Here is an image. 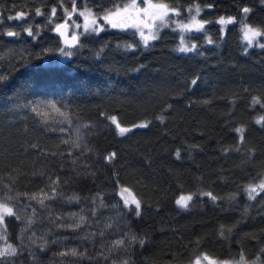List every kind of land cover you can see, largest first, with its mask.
I'll return each mask as SVG.
<instances>
[{
    "label": "trees",
    "instance_id": "1",
    "mask_svg": "<svg viewBox=\"0 0 264 264\" xmlns=\"http://www.w3.org/2000/svg\"><path fill=\"white\" fill-rule=\"evenodd\" d=\"M132 1L0 0V203L14 213L0 251L17 250L0 264H264V191H246L264 181V49L246 52L241 31L264 32V0H149L177 21L197 6L205 24L183 35L171 20L147 47L104 20ZM80 12L103 30L65 46L53 27ZM182 35L195 51L177 50Z\"/></svg>",
    "mask_w": 264,
    "mask_h": 264
},
{
    "label": "snow or ice",
    "instance_id": "2",
    "mask_svg": "<svg viewBox=\"0 0 264 264\" xmlns=\"http://www.w3.org/2000/svg\"><path fill=\"white\" fill-rule=\"evenodd\" d=\"M141 2H145V0H141ZM132 8L136 9V12H137V17H139L140 13H144L145 15H148L149 14V11L150 9H154V8H158L160 9L159 12H152L151 13V19L154 21L156 19H159L160 20V25H158L157 27H160V26H164V27H167L168 26V21L165 19V17H167L168 15V9H167V6L166 5H154V4H151V3H148V6L146 8H143V9H140L138 8L135 0H133V3L131 5ZM76 9L75 7L73 8V12H75ZM124 12H127L128 11V7L126 6L124 9H123ZM172 11H175V10H172ZM197 11V14L199 13L200 9L197 7L196 9ZM243 12L245 14L249 13L250 12V9L245 7L243 9ZM40 11L37 10V13L36 15H40ZM56 14V9L53 8L52 9V15L55 16ZM177 15L179 13H176ZM69 18H71V15L72 13H69ZM80 16H84L85 18V24H84V35H88V34H92V33H96L98 34L99 31L103 30L102 29V26H99L97 25L96 27H93V25H96V20L95 19H92L90 22H89V19L88 17L91 15L90 12H80L79 13ZM110 15H117L119 16L120 15V12L117 11L116 13H111L109 14ZM109 16H105L104 17V20L111 23L112 21L110 20ZM26 17V13H23V12H18L16 13L15 16H10L8 17L9 20H23L24 18ZM193 20H195V17H193ZM218 23H220L221 25H226L228 23H233V18L229 17L227 20H225L224 17H221L219 21H217ZM140 23H144L145 26L147 27L148 25L145 23V21L141 20ZM77 28H80L81 26L80 25H75ZM112 26L113 27H117V24L116 23H112ZM133 27H136L137 24L134 22ZM67 27V23L65 24H58L56 25V31L57 32H60V30L62 28H66ZM177 27L181 28L182 30L183 29H190L192 27V25H177ZM196 30L197 31H201L203 30V24H200L199 22H197L196 24ZM27 35L29 37H32L34 35L33 33V30L31 27L27 28L24 30ZM241 31L243 32V37L242 39L244 41H246V48H245V51L247 52V49L248 48H251L253 46V42L255 41L256 44L264 49V43H260V41L257 39L258 37H261V36H264V32H261L259 29H254L252 27H250L249 25L247 24H242L241 26ZM7 36L9 37H17L19 35V33L17 32H13V31H8L6 33ZM61 35H63V33L61 32ZM142 39H143V43H144V46L147 47L148 46V41L149 39H156L157 36L155 34H152L151 36H145L144 33L141 31L140 33ZM78 36L74 33L71 37V40L72 41H78ZM66 43H69L66 41ZM209 43H211V40H209ZM178 51L180 52H189V51H195L196 50V46L195 45H192L191 47H185L184 46V40H183V35L181 36V46L177 49ZM63 51V49H62ZM65 55H71V53L69 52H64ZM193 84L196 83L195 80L192 81ZM253 103H259V101L256 99V98H253ZM112 123L113 124H116V127L119 129V133L121 135H124L130 131H132V129L130 128H124V127H121L117 122H116V118L115 117H111L110 118ZM260 120H264V117H261ZM260 120H257L256 122L259 124L260 123ZM147 123H144V124H141V125H137L136 127H147ZM237 132H240L241 133V140H243V129H236ZM115 157V153H111L108 157H106L107 160H111ZM177 157H179V153L177 152ZM257 187L261 190V191H264V181H262L259 185L257 186H249L246 191L248 192V195H249V199H255V196L253 195V193H256L257 191ZM125 193H127V195H125ZM258 194V193H257ZM119 195L121 196L122 200H123V206L126 207V208H129L130 205H134V208H129L130 211H135L136 212V215L139 216L140 215V202L135 198V196H133L129 190L127 188H122L119 192ZM206 195H209L211 196V193H207ZM192 199V196L189 195V196H184V195H181L179 197V199L176 200V204L182 208H187L188 207V201H190ZM212 199L214 200L215 197H212ZM95 214V213H93ZM14 213H13V209L11 207H9L7 204L5 203H0V225L3 224L4 222V218L5 216H13ZM18 218V217H17ZM84 218L81 217V220H83ZM6 230V229H5ZM4 239H7L6 236L3 237ZM134 239V238H133ZM118 243H123L122 241H119ZM141 244L144 243V241H140ZM16 248L13 247L11 244H7V246L2 250L0 251V257H4L5 255H9V256H14L16 255ZM73 254H75V251L73 250ZM204 259H208V257H204ZM244 258L243 256L241 255L240 257V261L238 262V264H242ZM194 264H201V259L199 257H197L194 261ZM210 264H215L214 261H210Z\"/></svg>",
    "mask_w": 264,
    "mask_h": 264
},
{
    "label": "rangeland",
    "instance_id": "3",
    "mask_svg": "<svg viewBox=\"0 0 264 264\" xmlns=\"http://www.w3.org/2000/svg\"><path fill=\"white\" fill-rule=\"evenodd\" d=\"M135 2L137 4L138 8H140V9L146 8L148 6V3H151L149 0H145V2H143V3L141 2V0H135ZM132 3H133V1L131 3H128L127 5H124L122 7H119L117 9H115L114 11L110 12L109 14L115 13L117 11H121L122 14H123V16H122L121 19H119L116 22L115 21H112L111 23L107 22L109 24V26H112V23H116L117 24V27H123V28L128 27V28L134 29L138 33V35L140 37H141V35H140L141 31L144 33L145 36H151L152 34H156L157 29L161 27V26L160 27H157L158 25H160V20L159 19H156V20L153 21L151 19V13L152 12H159L160 9H158V8L150 9L148 15H145L144 13L141 12L140 15H139V17H137L136 9H134V8L131 7ZM151 4H154V5H163V4H157V3L156 4L155 3H151ZM126 6L128 7V11L127 12H124L123 9ZM167 9L169 11H168V15H167V17H165V19L168 21V23L172 20L173 22H175L176 27H177V25H181V24H183V25H192V27L190 29H183L182 30L181 28L178 27V29H180V31L182 32L183 35L185 33L189 32V31L196 30V24H197V22H199L200 24H203V26L205 24V22L203 20H200L198 18V14H197V11H196L197 6H192L190 8L192 14L190 15V17L187 20H178V21L176 20V18H174L177 15L176 14L177 11L175 9H173V8L168 7V6H167ZM172 10H175V11H172ZM110 16H113V15H110ZM193 17H195V20H193ZM224 18H225V20H227L229 17H224ZM93 19H95L96 22L98 20L97 18H93ZM91 20H89V22ZM141 20L145 21V23L148 26L146 27L144 23H140ZM134 22L137 24L136 27H133L132 26ZM84 24H85V18L83 20H81V23L76 22V23H73V26L72 27L68 26L69 32L72 33V34L75 33L77 36H79V28H77L75 25H80L81 26L80 28H83L84 29V27H83ZM94 26L95 25H93V27ZM224 26L225 25H223V27ZM254 29H256V28H254ZM261 38H262V36L257 38L260 41V43H262ZM149 40H151V39H149ZM183 40H184V46L185 47H191L192 45H194V44H189L185 40L184 37H183ZM253 45H257L255 41L253 42ZM180 46H181V42H180V44H179L178 47H180ZM68 56L69 55H65L64 52H63V54L60 55L59 60H61V61L62 60H65V58H67ZM122 188H127V187H125V186L120 187L119 188V192H120V190ZM127 189L134 196L133 192L129 188H127ZM125 195H127V193H125ZM182 195L189 196L190 194H182ZM179 197L177 199H179ZM205 256L208 257V259H204ZM199 258L201 259V264H210V261H214L215 264H237V263H235L233 261H230V260H218V259L212 258V257L207 256V255L200 256ZM194 261H195V259H194ZM194 261L191 262L190 264H194Z\"/></svg>",
    "mask_w": 264,
    "mask_h": 264
},
{
    "label": "water",
    "instance_id": "4",
    "mask_svg": "<svg viewBox=\"0 0 264 264\" xmlns=\"http://www.w3.org/2000/svg\"><path fill=\"white\" fill-rule=\"evenodd\" d=\"M119 12H120V15H119V16H117V15L109 16L110 20L116 22V21H118L119 19H121L122 16H123V14H122L121 11H119ZM115 13H116V12H115ZM65 23H67V27H66V28H62V29L60 30V32H57V31H56V25H58V24H65ZM53 31H54V33L59 37V39L61 40V42H62L65 46L73 47V46H75V45L77 44V42H78V41H72V40H71V37H72L73 34L69 32V29H68V22H67L66 20H62V21L56 23V24L54 25V27H53ZM61 32L63 33V35H61ZM66 41L69 42V43H66Z\"/></svg>",
    "mask_w": 264,
    "mask_h": 264
}]
</instances>
